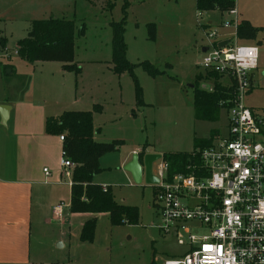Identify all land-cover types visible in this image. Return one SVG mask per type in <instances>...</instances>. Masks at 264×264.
Returning a JSON list of instances; mask_svg holds the SVG:
<instances>
[{
	"label": "rangeland",
	"instance_id": "1",
	"mask_svg": "<svg viewBox=\"0 0 264 264\" xmlns=\"http://www.w3.org/2000/svg\"><path fill=\"white\" fill-rule=\"evenodd\" d=\"M256 24L264 25V0H235ZM195 0H0V29L9 38L7 48L11 58L0 53V94L11 95L32 77L29 62L23 63L14 54V44L28 35L34 21L68 19L76 23L74 64L81 68L77 74L67 71L64 79L73 99H91L84 109L95 116L99 138L116 143V149L99 159L101 172L96 182L108 187L116 203L136 207V224L112 225L106 214L71 216L64 238L75 246L72 264H163L166 259L180 256L186 246L156 228L158 207L154 203L156 188L146 184L144 176L137 183L125 169L134 154L143 152L162 156L164 153L186 152L194 149L196 141L215 140L227 132V113L219 109L215 120H200L194 114L195 88L215 91L220 80L206 79L200 61L205 45L196 20ZM213 23L223 14L207 12ZM124 22L126 60L136 65L132 74L113 72L111 62V22ZM84 28V34L80 29ZM264 29V28H263ZM223 30V32H226ZM234 33L233 29H228ZM259 66L264 67V31L253 41L258 44ZM149 64L162 72L150 75L141 65ZM15 70L9 73V69ZM39 69L37 74H40ZM201 74L203 79L197 81ZM215 82V83H214ZM140 87L141 102L137 103L136 87ZM13 91V93H11ZM263 93L254 90L246 97L248 107H259ZM84 105V102L81 101ZM82 105H77L80 108ZM138 153H132L133 150ZM62 200L70 205L68 186L62 189ZM95 217L92 241L82 239L87 219ZM60 226L34 225L33 242L48 243L60 232ZM64 231V229H62ZM67 264V263H66Z\"/></svg>",
	"mask_w": 264,
	"mask_h": 264
},
{
	"label": "built area",
	"instance_id": "2",
	"mask_svg": "<svg viewBox=\"0 0 264 264\" xmlns=\"http://www.w3.org/2000/svg\"><path fill=\"white\" fill-rule=\"evenodd\" d=\"M205 49L198 67L216 75L226 94L219 104L227 113V132L200 150L198 163L186 172L167 176V164H152L158 179L154 203L156 228L186 246L180 256L163 264H264V67L259 66L260 47L243 44L237 37V9L213 23L207 12H196ZM233 29L234 33L222 32ZM226 42L222 47L219 43ZM10 58L7 49L0 51ZM18 54V51L15 52ZM209 90V85L205 87ZM263 93L259 107H248L246 97ZM64 143L65 137L60 135ZM61 174L72 186L75 164L61 152ZM49 175L47 169L44 170ZM105 188V186H103ZM67 207L54 208V214Z\"/></svg>",
	"mask_w": 264,
	"mask_h": 264
},
{
	"label": "crops",
	"instance_id": "3",
	"mask_svg": "<svg viewBox=\"0 0 264 264\" xmlns=\"http://www.w3.org/2000/svg\"><path fill=\"white\" fill-rule=\"evenodd\" d=\"M235 8L240 21L264 28L263 24L254 23L243 9L239 10L236 3ZM226 32L229 33L228 29ZM26 37L14 44V54L18 51V42ZM2 41L6 44L1 48L7 49L11 58V50L7 48L9 38L0 29ZM16 56L23 63L28 62L18 54ZM109 64L112 68L111 62ZM29 67L35 79H30L11 95L0 94V264H72L76 256L75 246L64 238L69 235L65 231L66 226L72 227L71 216L77 214L70 212V205L54 214V208L65 203L62 200L65 186L69 188L71 201V186L61 174L63 142L60 136L47 134L45 124L47 118L59 117L66 111H87L84 109L88 108L82 107L96 101L94 96L84 100L69 96L64 81L67 71L62 63L29 62ZM38 69L40 74L36 73ZM11 70H15L14 65ZM77 105L82 106L77 108ZM93 126L97 130L94 140L106 142L99 138L95 116ZM138 151L135 149L132 153ZM130 161L123 159L121 162ZM45 169L49 175H46ZM93 181L101 185L95 177ZM53 223L61 228L54 240L45 244L38 241L32 243L34 225L53 226Z\"/></svg>",
	"mask_w": 264,
	"mask_h": 264
},
{
	"label": "trees",
	"instance_id": "4",
	"mask_svg": "<svg viewBox=\"0 0 264 264\" xmlns=\"http://www.w3.org/2000/svg\"><path fill=\"white\" fill-rule=\"evenodd\" d=\"M196 9L203 12L219 11L223 15L235 7V0H195ZM111 64L116 74L129 71L131 74L136 65L130 64L125 57L126 45L124 42V22H111ZM84 28L80 34H84ZM263 28L253 27L248 21H240L237 28V37L245 41H253ZM76 23L68 19H49L34 21L26 38L18 42V55L30 63L35 62H60L66 71L77 74L81 68L74 64L75 59ZM259 46V41L257 42ZM5 41L0 42L5 47ZM152 76L162 74L153 69L149 64H141ZM206 79L217 80L216 75L205 74ZM203 76L199 74L197 81ZM215 83V82H214ZM195 88L194 114L196 119L215 120L218 110L222 107L219 102L226 94L227 89L215 83V91L208 93L205 88ZM137 103L141 102L140 87H136ZM46 133L49 135H63L65 141L63 149L68 158L75 164L72 174L71 201L69 210L74 214H106L112 225L121 223L136 224L139 220V211L136 207L121 205L115 202L108 187L95 184L94 177L101 172L100 157L116 149V143L96 142L94 134L97 131L93 126L92 112L66 111L59 117H49L45 124ZM216 135V134H214ZM213 135V136H214ZM212 136V137H213ZM212 137L205 141H196L190 153L175 152L164 153L161 159L167 164V176L179 172H186V166L198 163L199 151L208 147ZM217 137V136H216ZM143 152L138 154L142 161ZM96 218L88 219L82 229V239L92 241Z\"/></svg>",
	"mask_w": 264,
	"mask_h": 264
},
{
	"label": "water",
	"instance_id": "5",
	"mask_svg": "<svg viewBox=\"0 0 264 264\" xmlns=\"http://www.w3.org/2000/svg\"><path fill=\"white\" fill-rule=\"evenodd\" d=\"M226 42L219 43V47H222ZM205 49H202L204 51ZM11 69H9V73ZM161 156L147 154L144 155L142 161L139 160L138 155L134 154L131 161L126 165L125 169L129 171L132 178L137 182H141L142 176L146 184L155 185L158 183V179L152 174V164L159 160Z\"/></svg>",
	"mask_w": 264,
	"mask_h": 264
},
{
	"label": "bare ground",
	"instance_id": "6",
	"mask_svg": "<svg viewBox=\"0 0 264 264\" xmlns=\"http://www.w3.org/2000/svg\"><path fill=\"white\" fill-rule=\"evenodd\" d=\"M161 159V158H160Z\"/></svg>",
	"mask_w": 264,
	"mask_h": 264
}]
</instances>
